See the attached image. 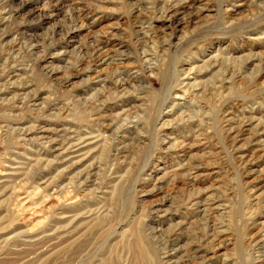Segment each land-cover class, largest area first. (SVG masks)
Masks as SVG:
<instances>
[{"label": "rangeland", "instance_id": "1", "mask_svg": "<svg viewBox=\"0 0 264 264\" xmlns=\"http://www.w3.org/2000/svg\"><path fill=\"white\" fill-rule=\"evenodd\" d=\"M0 180V264H264V0H0Z\"/></svg>", "mask_w": 264, "mask_h": 264}, {"label": "bare ground", "instance_id": "2", "mask_svg": "<svg viewBox=\"0 0 264 264\" xmlns=\"http://www.w3.org/2000/svg\"><path fill=\"white\" fill-rule=\"evenodd\" d=\"M82 139H83V138H78V139L72 140L71 142L68 143L66 149H68V148H70V147L76 145L77 142L82 141ZM1 182H2V180H0V183H1Z\"/></svg>", "mask_w": 264, "mask_h": 264}]
</instances>
